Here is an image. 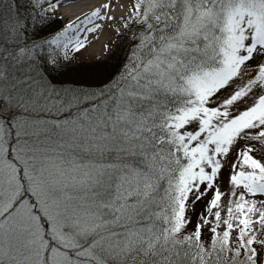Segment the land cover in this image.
I'll return each mask as SVG.
<instances>
[{"label":"snow or ice","instance_id":"snow-or-ice-1","mask_svg":"<svg viewBox=\"0 0 264 264\" xmlns=\"http://www.w3.org/2000/svg\"><path fill=\"white\" fill-rule=\"evenodd\" d=\"M60 2L0 0V264H264V0H133L98 84Z\"/></svg>","mask_w":264,"mask_h":264},{"label":"rangeland","instance_id":"rangeland-1","mask_svg":"<svg viewBox=\"0 0 264 264\" xmlns=\"http://www.w3.org/2000/svg\"><path fill=\"white\" fill-rule=\"evenodd\" d=\"M62 0L60 3H62ZM128 3L129 9L125 18L130 15V9L133 5V0H124ZM66 8V7H65ZM71 16H66L64 11L59 9L53 14V18L48 22V26H55L62 24L61 29L69 22ZM123 19L120 20L116 29L114 30L112 37L104 44L95 46L91 43L87 44L86 48L81 50L79 53L72 54V58L68 61H64L61 66L67 67L65 71L69 72V78L73 79L74 82L81 81L83 83L98 84L101 81H105V78L109 77L111 73L115 70L114 64H121L124 61L125 56L128 54L129 39L128 34H125V30L122 27ZM71 68V69H70ZM235 158V153L230 157ZM228 173L229 169L226 166L223 173L220 176L219 185L222 191H227L228 189ZM211 198V193L208 194L204 200L198 202L194 206L195 216L202 213L207 201ZM227 199V198H225ZM197 213V214H196ZM194 225V224H193ZM191 227V226H190Z\"/></svg>","mask_w":264,"mask_h":264},{"label":"bare ground","instance_id":"bare-ground-1","mask_svg":"<svg viewBox=\"0 0 264 264\" xmlns=\"http://www.w3.org/2000/svg\"><path fill=\"white\" fill-rule=\"evenodd\" d=\"M109 0H64L60 3L59 10L64 11L66 16H71L70 19L75 20L77 17L83 18L85 14H90L92 10L100 7ZM66 7V8H65ZM129 5L124 0H112V9L110 15L115 16V21H96L102 23L103 27L94 34H88V44L92 42L95 46L104 45L116 29L117 23L125 18Z\"/></svg>","mask_w":264,"mask_h":264},{"label":"trees","instance_id":"trees-1","mask_svg":"<svg viewBox=\"0 0 264 264\" xmlns=\"http://www.w3.org/2000/svg\"><path fill=\"white\" fill-rule=\"evenodd\" d=\"M61 27H62V24H58L57 26H55V29L52 26L49 25L48 26V30L55 31V30H59ZM61 65L62 64H57L55 69H52V68L48 69V71L51 73V77L50 78H53L54 82L63 81V82H66V83H79V82H74V80L72 78L68 79L70 77L69 76V72L65 71V69H68V68L67 67H62ZM117 66H118V64H114L113 68L116 69ZM107 78H105V80ZM81 83H83V82L81 81ZM190 215L192 217L193 224H195L196 218H197V216H195V212H192Z\"/></svg>","mask_w":264,"mask_h":264}]
</instances>
